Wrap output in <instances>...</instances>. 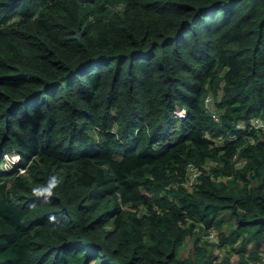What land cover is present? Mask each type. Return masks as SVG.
I'll return each mask as SVG.
<instances>
[{"label": "trees", "instance_id": "obj_1", "mask_svg": "<svg viewBox=\"0 0 264 264\" xmlns=\"http://www.w3.org/2000/svg\"><path fill=\"white\" fill-rule=\"evenodd\" d=\"M256 118L264 0H0V264H264Z\"/></svg>", "mask_w": 264, "mask_h": 264}, {"label": "built area", "instance_id": "obj_2", "mask_svg": "<svg viewBox=\"0 0 264 264\" xmlns=\"http://www.w3.org/2000/svg\"><path fill=\"white\" fill-rule=\"evenodd\" d=\"M174 113H175L176 117L184 118L186 116L187 111L184 108L177 107ZM253 126H256V127L264 126V123H263V121L261 119L256 118L253 121ZM244 127H245V124L243 122L237 124V128H239V129L244 128ZM6 155H8V154H6ZM12 155H13V158H14V154H12ZM17 155H18L17 160H14L15 159L14 158L12 160V164H11L10 167L4 166L3 168L4 169H13L15 167V164L18 162V160L20 158L19 154H17ZM190 168H191V171H190V182L195 183V182H197V176L199 174V170L193 164H190Z\"/></svg>", "mask_w": 264, "mask_h": 264}, {"label": "rangeland", "instance_id": "obj_3", "mask_svg": "<svg viewBox=\"0 0 264 264\" xmlns=\"http://www.w3.org/2000/svg\"><path fill=\"white\" fill-rule=\"evenodd\" d=\"M12 154H14V158H13V155ZM12 154H8V155H6L5 157H4V160H3V162H2V167H4V166H6V167H10L11 166V164H12V160L14 159V160H17V158H18V155L16 154V153H12Z\"/></svg>", "mask_w": 264, "mask_h": 264}, {"label": "clouds", "instance_id": "obj_4", "mask_svg": "<svg viewBox=\"0 0 264 264\" xmlns=\"http://www.w3.org/2000/svg\"><path fill=\"white\" fill-rule=\"evenodd\" d=\"M17 154V153H16Z\"/></svg>", "mask_w": 264, "mask_h": 264}]
</instances>
